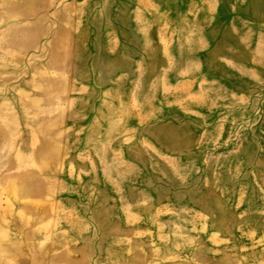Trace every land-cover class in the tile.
Wrapping results in <instances>:
<instances>
[{"label": "rangeland", "instance_id": "rangeland-1", "mask_svg": "<svg viewBox=\"0 0 264 264\" xmlns=\"http://www.w3.org/2000/svg\"><path fill=\"white\" fill-rule=\"evenodd\" d=\"M0 264H264V0H0Z\"/></svg>", "mask_w": 264, "mask_h": 264}]
</instances>
